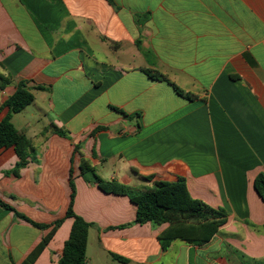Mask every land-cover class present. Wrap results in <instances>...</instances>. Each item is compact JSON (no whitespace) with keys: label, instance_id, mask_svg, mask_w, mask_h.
<instances>
[{"label":"crops","instance_id":"1","mask_svg":"<svg viewBox=\"0 0 264 264\" xmlns=\"http://www.w3.org/2000/svg\"><path fill=\"white\" fill-rule=\"evenodd\" d=\"M0 77V122L19 83L35 97L12 116L34 146L18 177L5 174L14 148L0 149V199L30 220L0 206V264H21L48 233L34 223L64 216L71 170L74 211L94 224L87 264H264V0H0ZM82 157L137 188L183 177L228 220L205 245L164 250L168 224L115 228L136 206L100 190ZM72 224L34 264H59Z\"/></svg>","mask_w":264,"mask_h":264},{"label":"trees","instance_id":"2","mask_svg":"<svg viewBox=\"0 0 264 264\" xmlns=\"http://www.w3.org/2000/svg\"><path fill=\"white\" fill-rule=\"evenodd\" d=\"M139 47L141 48L140 45ZM146 72L153 79L169 81L165 75L158 71L147 70ZM0 78L3 84L7 83V79L4 77ZM173 86L181 96L189 100L196 98L194 94L183 91L175 84ZM34 99L35 97L31 90L25 83L21 82L16 92L5 103L10 110L8 115L0 122V149L13 147L19 158L14 169L5 173L8 176L14 175L18 177L21 170L29 164L30 156L34 151V146L25 132L19 131L12 122V116L23 111L34 102ZM102 130H106V128L99 127L92 132V135H96ZM57 131L66 135V132L61 129ZM79 151L80 145H76L74 152ZM80 169L82 173L91 172L94 176V183L104 193L126 196L136 206L134 221L115 228H126L147 223L158 226L168 224V228L159 236L164 250L168 249L175 240H181L191 245H205L228 220V212L225 209L212 207L204 201L192 197L188 190L186 179L183 177H179L174 181L155 180L151 187L137 188L119 181L102 179L91 162L84 157L81 159ZM144 178L151 181L153 176ZM69 182L71 194L64 216L51 224L34 223L40 229L48 230V233L21 264H34L53 239L57 229L68 218L73 219V224L69 238L64 243L63 254L59 259V264H87L89 231L94 224L87 222L74 211L76 188L73 170L70 172ZM254 187L264 202V172L256 176ZM0 206L7 210H13L19 217L30 221L26 216L17 212L10 204L1 199Z\"/></svg>","mask_w":264,"mask_h":264},{"label":"rangeland","instance_id":"3","mask_svg":"<svg viewBox=\"0 0 264 264\" xmlns=\"http://www.w3.org/2000/svg\"><path fill=\"white\" fill-rule=\"evenodd\" d=\"M86 175H87L90 179L93 180L94 177H93V174H92L91 172H87ZM139 188H140V187H139Z\"/></svg>","mask_w":264,"mask_h":264}]
</instances>
